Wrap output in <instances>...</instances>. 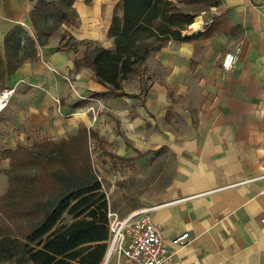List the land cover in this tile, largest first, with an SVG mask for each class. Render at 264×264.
<instances>
[{"label": "crops", "instance_id": "1", "mask_svg": "<svg viewBox=\"0 0 264 264\" xmlns=\"http://www.w3.org/2000/svg\"><path fill=\"white\" fill-rule=\"evenodd\" d=\"M37 1L53 0H0L2 48L17 26L37 39L30 19ZM120 1L76 0L78 24L36 44L37 59L6 85L14 92L0 112V151L79 130L88 132L89 150L102 142L120 158L144 154L130 163L168 149L172 177L149 206H157L152 217L171 253L168 264H264V0H221L218 17L197 16L201 27L191 24L182 34L187 41H168L123 82L124 95L105 97L108 88L75 61L86 43L114 47L108 32ZM63 35L81 45L60 49ZM238 46V62L223 70L225 54ZM185 232L190 242L173 246Z\"/></svg>", "mask_w": 264, "mask_h": 264}, {"label": "trees", "instance_id": "2", "mask_svg": "<svg viewBox=\"0 0 264 264\" xmlns=\"http://www.w3.org/2000/svg\"><path fill=\"white\" fill-rule=\"evenodd\" d=\"M92 1L85 0V3L90 5ZM197 1L121 0L114 8L108 32L114 47L103 48L86 43L93 46L76 59L75 69L86 67L92 70L99 83L108 88L102 94L105 97L124 95L123 82L139 74L153 53L163 49L168 41L179 43L188 40L182 34L200 14L187 8ZM75 2L37 1L30 17L36 40L29 38L19 26L6 35L3 48L0 46V92L23 64L37 59L36 44H47L63 25L78 24ZM220 5L221 0L212 6ZM22 41L26 44L22 45ZM60 44V49L75 50L81 45L71 35H63ZM87 138L88 132L79 130L77 136L68 139H45L34 149L19 145L15 151L3 153L2 157L9 158L11 162V172H7L10 179L21 174L24 177L34 175L20 174L18 169L23 164L38 167H47L50 163L57 165L53 171L42 175L50 185L58 183V194L27 208L29 212L40 213L24 238L26 253L33 264H101L107 254L110 211L93 170ZM108 155L115 164L130 163L144 156L138 154L134 159H127ZM21 156L26 157L22 162L18 161ZM65 215L71 217V222L63 225L61 221Z\"/></svg>", "mask_w": 264, "mask_h": 264}, {"label": "rangeland", "instance_id": "3", "mask_svg": "<svg viewBox=\"0 0 264 264\" xmlns=\"http://www.w3.org/2000/svg\"><path fill=\"white\" fill-rule=\"evenodd\" d=\"M217 1L219 0H198L187 9L198 12L199 16H205L210 21L218 17V7L212 6ZM40 141L26 148L34 149ZM89 151L93 170L105 194L109 211L117 212L121 218L158 201L172 177L175 160L168 149H156L152 155L135 163L117 164L107 156L111 151L105 143L101 142ZM3 153L5 151H0V264H33L26 253L24 238L32 224L39 219L40 213L29 212L27 208L58 194V183L50 185L46 176L42 175L53 171L57 165L50 163L47 167H38L23 164L18 169L20 174L41 176L24 177L21 174L10 179L7 172H11V162L8 158L9 167L2 168L5 159L2 157ZM25 159L26 157L21 156L18 161ZM63 168L66 169V166ZM70 222L69 215H65L61 221L63 225ZM101 264H114V259H109L107 253Z\"/></svg>", "mask_w": 264, "mask_h": 264}, {"label": "built area", "instance_id": "4", "mask_svg": "<svg viewBox=\"0 0 264 264\" xmlns=\"http://www.w3.org/2000/svg\"><path fill=\"white\" fill-rule=\"evenodd\" d=\"M176 1V0H172ZM240 47L227 52L222 61V69L231 71L240 56ZM11 95L14 90H3ZM2 92V93H3ZM60 106V101H56ZM89 111L95 114L93 108ZM96 115V114H95ZM93 150L95 147L90 146ZM157 206L141 208L121 218L117 212L110 211L108 258H113L115 264H168L171 253L166 248L162 234V227L156 223L152 213ZM264 224V215L261 218ZM190 233L172 239L176 248H184L190 242Z\"/></svg>", "mask_w": 264, "mask_h": 264}, {"label": "bare ground", "instance_id": "5", "mask_svg": "<svg viewBox=\"0 0 264 264\" xmlns=\"http://www.w3.org/2000/svg\"><path fill=\"white\" fill-rule=\"evenodd\" d=\"M199 18V17H198ZM204 21V20H203ZM195 29H198V28H200L201 26H200V23H199V21H197V19H196V21L193 23V25H192ZM8 93H6V92H3V93H1L0 94V112L3 110V108L5 107V104H6V101H7V98L9 97L8 95H7Z\"/></svg>", "mask_w": 264, "mask_h": 264}]
</instances>
